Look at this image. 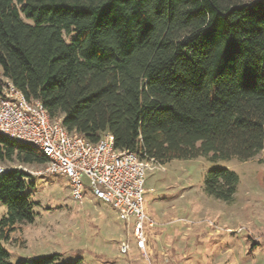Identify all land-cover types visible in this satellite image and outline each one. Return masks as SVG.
Returning <instances> with one entry per match:
<instances>
[{"label": "trees", "instance_id": "obj_1", "mask_svg": "<svg viewBox=\"0 0 264 264\" xmlns=\"http://www.w3.org/2000/svg\"><path fill=\"white\" fill-rule=\"evenodd\" d=\"M0 67V92L9 79L68 130L91 141L109 131L116 148L155 162L264 149V0H0ZM13 160L46 157L0 133V163ZM28 177L0 171V264H80L9 260L3 241L35 217ZM237 182L214 166L203 186L230 200Z\"/></svg>", "mask_w": 264, "mask_h": 264}, {"label": "rangeland", "instance_id": "obj_2", "mask_svg": "<svg viewBox=\"0 0 264 264\" xmlns=\"http://www.w3.org/2000/svg\"><path fill=\"white\" fill-rule=\"evenodd\" d=\"M214 166L238 176L230 200L204 190L205 173ZM9 167L29 174L35 213L31 223L15 225L3 241L12 263L58 253L57 263L264 264V149L244 161L199 156L150 162L144 205L156 224L145 230L146 253L133 246L130 229L109 205L88 192L83 202L75 201L66 176L45 172V163H0V169ZM5 213L0 202V216ZM122 241L132 245L126 254L120 252Z\"/></svg>", "mask_w": 264, "mask_h": 264}, {"label": "built area", "instance_id": "obj_3", "mask_svg": "<svg viewBox=\"0 0 264 264\" xmlns=\"http://www.w3.org/2000/svg\"><path fill=\"white\" fill-rule=\"evenodd\" d=\"M0 133L39 150L46 157L45 172L66 176L75 201L83 202L88 192L113 208L130 229L133 246L146 253L145 230L156 224L144 205L145 172L152 158L116 148L109 131L91 141L68 130L62 116L50 117L40 100L27 99L9 79L0 92ZM131 247L122 241L120 252Z\"/></svg>", "mask_w": 264, "mask_h": 264}]
</instances>
